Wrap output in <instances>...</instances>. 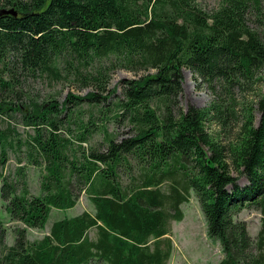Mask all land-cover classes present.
<instances>
[{"label":"trees","instance_id":"obj_1","mask_svg":"<svg viewBox=\"0 0 264 264\" xmlns=\"http://www.w3.org/2000/svg\"><path fill=\"white\" fill-rule=\"evenodd\" d=\"M183 68L210 90L206 106H180ZM115 70L135 75L117 99L107 88ZM263 70L264 0H221L210 12L197 0H0V90L13 92L20 73L92 88L60 105L0 107L25 108L23 124L33 129L26 158L43 170L39 195L21 167L14 178L0 174V198L15 222L7 245L0 218V264H167L171 221L183 219L191 190L207 236L219 243L217 264H264ZM83 102L99 107L102 123L92 111L62 136ZM110 107L128 137L108 131ZM96 133L104 138L91 145ZM72 143L88 146L77 155ZM128 157L140 168L135 185L119 174ZM82 191L92 212L56 219L28 240V229H45L51 210L72 208ZM243 208L259 215L255 238L235 218Z\"/></svg>","mask_w":264,"mask_h":264},{"label":"rangeland","instance_id":"obj_2","mask_svg":"<svg viewBox=\"0 0 264 264\" xmlns=\"http://www.w3.org/2000/svg\"><path fill=\"white\" fill-rule=\"evenodd\" d=\"M221 0H197L199 7L204 11L210 12L214 8L218 7ZM141 74V73H140ZM264 77V70L261 74ZM134 73L125 70H115L110 77L108 84L109 89H115L114 98L117 99L118 95H121L122 82L126 79L134 78ZM182 91L179 95V104L183 108L188 105H194L196 107H204L208 104L212 97L210 90L204 84H200L194 75L186 68L182 69ZM18 78V85L13 92H5L0 90V107H12L17 105L29 106L30 103H44L52 100L56 104H61L68 93H72L76 96H83L88 91H92L91 87H83L80 84L74 83L71 79L65 77H54L53 75L46 74H25L20 73ZM262 88H264V81L260 82ZM255 92L247 94L249 101L253 99ZM106 113L107 115V128L109 132L116 134L117 140L128 137L130 127L125 121L119 123L113 122V115L116 112L113 107ZM99 107H93L86 102L81 103L75 109L71 116L70 122L61 126V135L64 137H70L65 131L69 127L74 132L77 128V122L79 119L86 122L88 115L93 111L95 113V120L97 123H102L100 115L98 114ZM25 111L23 108L21 111L7 110L5 113L0 112V132L3 134V139L0 140V158L1 151L4 149L5 159L2 163L0 161V174L3 177L14 178L17 173V168L21 167L25 173V180L29 192L32 195H39L40 191V179L43 170L39 166H34L27 161V143L28 137L33 135V129L23 124V115ZM259 117L258 112H255V122ZM104 136L102 134H94V139L91 140V145L96 142L102 141ZM71 152L77 155L86 148L88 145L83 144V147H77L74 143L71 145ZM119 174L124 184L135 185L138 181L140 174V168L136 166L132 157H128L127 163L123 167L119 168ZM237 176V183L240 186L247 184V180L243 175ZM1 184V178H0ZM5 201L0 198V218L5 222L7 227L6 232V244H13V234L11 227L15 225V222L9 220V217L5 211ZM183 212V219L181 221H171V233L170 238L173 242V249L167 264H217L222 257L220 246L217 241L211 239L206 234V223L204 215L200 209L197 198L194 191H190V196L187 201L180 205ZM83 211L92 212L93 205L82 191L76 204L67 210L61 211L52 209L49 221L45 229H28L27 238L29 241H34L41 238L50 226V224L59 218L64 216L71 217L79 214ZM235 218L244 220L247 224L250 235L255 238L256 232L259 227V215L258 213L249 208H243L236 213ZM90 237H94V230H90Z\"/></svg>","mask_w":264,"mask_h":264},{"label":"water","instance_id":"obj_3","mask_svg":"<svg viewBox=\"0 0 264 264\" xmlns=\"http://www.w3.org/2000/svg\"><path fill=\"white\" fill-rule=\"evenodd\" d=\"M2 12H4V13H10V14L15 15V12L13 10H11V9L10 10L3 9Z\"/></svg>","mask_w":264,"mask_h":264}]
</instances>
